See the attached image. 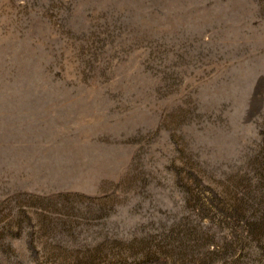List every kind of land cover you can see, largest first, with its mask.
Here are the masks:
<instances>
[{"label": "rangeland", "instance_id": "1", "mask_svg": "<svg viewBox=\"0 0 264 264\" xmlns=\"http://www.w3.org/2000/svg\"><path fill=\"white\" fill-rule=\"evenodd\" d=\"M0 264H264V0H0Z\"/></svg>", "mask_w": 264, "mask_h": 264}]
</instances>
